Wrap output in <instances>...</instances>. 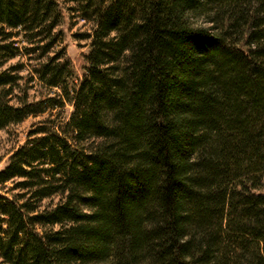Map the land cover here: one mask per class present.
Here are the masks:
<instances>
[{
    "label": "trees",
    "instance_id": "trees-1",
    "mask_svg": "<svg viewBox=\"0 0 264 264\" xmlns=\"http://www.w3.org/2000/svg\"><path fill=\"white\" fill-rule=\"evenodd\" d=\"M65 1L82 76L48 57L60 0H0V68L60 89L14 101L27 63L1 70L0 130L73 106L0 171V264H264V0Z\"/></svg>",
    "mask_w": 264,
    "mask_h": 264
},
{
    "label": "rangeland",
    "instance_id": "rangeland-1",
    "mask_svg": "<svg viewBox=\"0 0 264 264\" xmlns=\"http://www.w3.org/2000/svg\"><path fill=\"white\" fill-rule=\"evenodd\" d=\"M60 7L62 8L63 16L61 17L58 27L55 29L59 34V41L56 47L48 54V57L56 55L62 48L65 53L61 56L58 61H65L66 57L72 62V66L78 75L82 76L84 72V67L87 62V55L90 51L91 38L88 36L92 32L93 21L86 19L83 15V10H81V4L67 2L65 0H60ZM202 23V20L199 21ZM46 40L43 41L45 43ZM22 58V60H21ZM43 61L47 60L42 59ZM24 61L26 64V69L22 70L20 74L23 76L15 84V100L19 101V97H23L26 92L30 95L31 101H40L48 97L56 96L60 89L50 88L41 82L35 72L32 81H29L32 65H37V62L33 60H28L26 56L17 57L9 60L0 71L8 68L10 65H15ZM30 62V63H29ZM33 63V64H31ZM77 80L70 79V84ZM73 106L69 103L66 104L64 108H58L55 110L49 109L44 113H39L36 115H31L24 121L18 124H12L4 129L0 130V171L3 170L9 163L10 156L14 150L19 146L23 145L28 140L29 132L35 129L40 122L45 119H56L57 114L60 112V117L58 120H66ZM52 114V115H51ZM15 182H9L3 190H0V194L11 196L12 194L18 193V189H13ZM60 199L59 195H53L50 198H46L41 202V209L51 207L57 203ZM51 226H47L50 228ZM58 227V226H56ZM42 230V227L39 226Z\"/></svg>",
    "mask_w": 264,
    "mask_h": 264
}]
</instances>
